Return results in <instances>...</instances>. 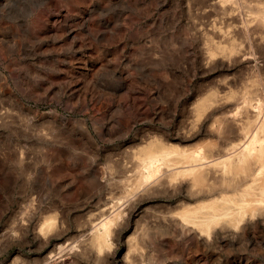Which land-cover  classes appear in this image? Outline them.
I'll list each match as a JSON object with an SVG mask.
<instances>
[{
    "label": "rangeland",
    "instance_id": "374dc122",
    "mask_svg": "<svg viewBox=\"0 0 264 264\" xmlns=\"http://www.w3.org/2000/svg\"><path fill=\"white\" fill-rule=\"evenodd\" d=\"M263 18L264 0H0V264H264L263 204L203 223L264 186V156L235 173L242 139L264 147ZM168 148L205 156V189ZM165 153L179 171L145 184Z\"/></svg>",
    "mask_w": 264,
    "mask_h": 264
},
{
    "label": "bare ground",
    "instance_id": "6f19581e",
    "mask_svg": "<svg viewBox=\"0 0 264 264\" xmlns=\"http://www.w3.org/2000/svg\"><path fill=\"white\" fill-rule=\"evenodd\" d=\"M206 3H207V2H206ZM223 3H224V2H223ZM213 4H214V3H213ZM200 6H201V5H200ZM218 7H219V6H218ZM222 8H223V7H222ZM222 8H220V9H222ZM227 8H228V7H227ZM226 10H227V9H226ZM226 10H222V11H225V12H226ZM219 11H220V10H219ZM222 11H221V12H222ZM215 12H216V11H215ZM225 12H224V13H225ZM219 14H220V13H219ZM216 15H217V14H216ZM223 15H224V14H223ZM208 18H209V17H208ZM219 18H220V17H219ZM231 18H233V17H231ZM259 18H261V17H259ZM238 19H239V18H238ZM261 19H262V18H261ZM263 19H264V18H263ZM257 20H258V19H257ZM237 21H238V20H237ZM258 21H259V20H258ZM259 22H260V21H259ZM260 24H261V22H260ZM255 25H256V24H255ZM256 26H257V25H256ZM257 28H258V27H257ZM261 30H262V29H261ZM261 32H262V31H261ZM246 33H247V32H246ZM257 103H258V101H257ZM199 106H200V105H199ZM205 106H206V105H205ZM208 106H209V105H208ZM206 107H207V106H206ZM250 107H251V106H250ZM200 109H201V108H200ZM198 110H199V108H198ZM202 111H203V110H202ZM251 112H252V111H251ZM203 113H204V111H203ZM232 113H234V112H232ZM249 113H250V112H249ZM192 114H194V112H193ZM260 114H261V112H260ZM258 116H259V114H258ZM261 116H262V115H261ZM192 117H193V116H192ZM193 122H194V121H193ZM220 123H221V122H220ZM220 123H219V124H220ZM243 124H244V123H243ZM263 124H264V123H263ZM190 125H191V124H190ZM220 125H222V124H220ZM251 126H252V125H251ZM219 127H220V126H219ZM246 127H247V126H246ZM253 127H254V126H253ZM262 127H263V126H262ZM262 127H261V128H262ZM221 128H222V127H221ZM217 129H218V128H217ZM224 129H225V127H224ZM255 131H256V130H255ZM246 132H247V131H246ZM250 132H251V131H250ZM257 132H258V131H257ZM259 132H260V131H259ZM259 132H258V133H259ZM243 133H244V131H243ZM255 133H256V132H255ZM255 133H254V134H255ZM260 133H263V132H262V129H261V132H260ZM226 134H227V133H226ZM240 135H242V133H241ZM244 135H245V134H244ZM257 135H258V134H257ZM242 136H243V135H242ZM249 136H250V135H248V137H249ZM244 137H245V136H244ZM244 137H243V138H244ZM259 137H260V135H259ZM161 138H162V137H161ZM239 138H240V137H239ZM249 138H250V137H249ZM249 138H248V139H249ZM260 138H261V137H260ZM245 139L247 140L246 137H245ZM245 139H242V140L245 141ZM261 139H262V138H261ZM161 140H162V139H161ZM244 141H243V144H241V146H242L241 149H242V150L240 149L241 151H240L239 153H237V154H238V155H237V160H238V161H236V160H235V161L238 162L240 165H242V163L245 164V165H244L243 167H241V166L238 164L239 167L237 168L236 171L234 170L235 173H236L238 170H239V171H245V172L249 170V171L252 172V173H251V174H252L251 176H253L254 178H256V175H258V174H260V173H261V176H262V175L264 174V173H263V171H264V162H263V161H262V163H261L262 166H260V167H259V166H256V167H258V168H261V167H262V168H261L262 171L259 170V169H257L259 172L256 171V170L254 169L255 166H253V167H254V168H253L254 170H253V169L250 170V169H251V161H252L251 158H254V159L256 160L255 163L257 164V161L260 163V162H261V158L264 156V149H263L264 147H261V146H260L259 149H258V148H257V149L255 148V146H256L255 144H257V145L259 146L260 142H262V141L259 140V144L257 143V142H258V139H257V137H256V134H255L254 136H252V138H251L249 141H246V142H244ZM166 144H167V143H166ZM258 146H257V147H258ZM220 147H221V146H220ZM227 147H228V146H227ZM172 148H173V147H172ZM172 148H171V150H172ZM179 148H180V147H179ZM222 148H223V147H222ZM173 149H176V148H173ZM177 149H178V148H177ZM180 149H181V148H180ZM192 149H193V148H192ZM213 149H214V148H213ZM168 150L170 151V148H168ZM178 150H179V149H178ZM178 150H176V151L173 150V151L177 153L176 156H179V154H180V157L182 158L181 161H180V165H181V164L183 165V167H181V168L184 170L183 172H185L184 175H185V174H186V175H189V174L192 175V174H193V175H194V176H193L194 179L199 180V182L201 183V181L205 178V177H204L203 179H201V178H202V175L205 174V173L203 172V171H204L203 168L206 167V164H207V163L205 164V156H204V155H203V156L199 155V152H198V153L195 152V153H193V154H190V152H188L189 154H187V152L184 153V152L181 151V152L184 153V154H181V153L178 154V152H177ZM188 150H189V149H188ZM210 150H211V149H210ZM236 150H237V149H236ZM146 151H147V150H146ZM169 151H168V152H169ZM173 151H170V154L173 153ZM190 151H191V150H190ZM199 151H200V150H199ZM229 151H230V150H229ZM237 151H238V150H237ZM166 152H167V151H166ZM179 152H180V150H179ZM204 152H205V150H204ZM204 152H203V153H204ZM221 152H222V151H221ZM233 152H235V151H233ZM156 153H157V151H156ZM176 153H175V154H176ZM227 153H228V152H225V155H226ZM230 153H231V152H230ZM166 154H167V153H165V155H163V156H156L155 154H152V155H150L146 160H144V162H142V164H141V162H140L139 164H141V166H140V165H139V166H140L141 168L138 167V169L141 171V178H142V179H141V178H139V179H140V180H144V182H145V184H146V183H151V181H153V180L155 181L158 177H161V176H159V175H158V177H156L157 174H158L160 171H161L160 173L163 172L162 174H165L167 171L164 172V171H162L161 169H162V168H165L164 166H166V168L168 169L169 166H170V164H169V163H170V159L167 158L168 155H166ZM196 154H197V155H196ZM200 154H201V152H200ZM206 154H207V153H206ZM219 154L221 155V153H219ZM231 154H234V153H231ZM231 154H229L228 156H230ZM222 155H224V154L222 153ZM170 157H171V156H170ZM211 157H212V156H211ZM214 157L216 158V157H218V156L214 155ZM214 157H213V159H214ZM222 157H223V156H222ZM224 157H226V156H224ZM173 158H174V157H173ZM220 158H221V157H220ZM220 158H219V159L216 158V159L220 160ZM206 159H207V157H206ZM209 159H211V158H209ZM209 159H207V160H209ZM216 159H215V161H218V160H216ZM231 159H232V157H231ZM229 160H230V159H229ZM203 161H204V162H203ZM209 161H210V160H209ZM209 161H208V165H209ZM211 161L213 162L214 160H211ZM226 161H227V160H226ZM206 162H207V161H206ZM159 163H160V164H159ZM214 163H215V162H214ZM214 163H213V164H214ZM217 163H218V162H217ZM252 163H253V162H252ZM171 164H172V163H171ZM210 164H211V163H210ZM213 164H211V165H213ZM221 164H225V163L223 162V163H221ZM221 164H220V165H221ZM256 164H255V165H256ZM261 164H260V165H261ZM182 165H181V166H182ZM215 165H216V164H215ZM215 165H214V166H215ZM217 165H218V164H217ZM238 165H236V166H238ZM162 166H163V167H162ZM178 166H179V165H178ZM178 166H177V167L172 166V167H173V169H174V168H179ZM209 166H210V165H209ZM209 166H208V168H209ZM230 166H231V165H229V167H230ZM211 167H212V166H211ZM211 167H210V169L213 170V172H214V170H215V169H213L214 167H212V168H211ZM166 168H165V169H166ZM184 168H186V169H184ZM215 168H216V167H215ZM221 168H224V167H221ZM165 169H163V170H165ZM182 169H181V170H182ZM205 169H206V168H205ZM210 169H209V170H210ZM217 169H218V168H217ZM225 169H226V168H225ZM225 169L222 170V171H225ZM227 169H228V168H227ZM227 169H226V170H227ZM139 170H138V172H140ZM169 170L172 171L171 169H169ZM169 170H168V171H169ZM211 170H210V171H211ZM127 171H128V170H127ZM170 171H169V172H170ZM173 171H175V170H173ZM173 171H172V173H171V172H170V173L167 172V173L170 175V174H173ZM178 171H179V170L177 169V171H175V173L178 172ZM210 171H209V172H210ZM220 171H221V170H220ZM227 171H228V170H227ZM249 171H248V173H249ZM211 172H212V171H211ZM213 172H212V174H213ZM256 172H258V174H256ZM160 173H159V174H160ZM167 173H166V174H167ZM179 173H182V172H179ZM187 173H188V174H187ZM216 173H217V170H216ZM216 173H215V174H216ZM235 173H234L233 175H235ZM242 173H243V172H242ZM248 173H245V175L248 174ZM162 174H161V175H162ZM166 174H165V175H166ZM209 174H210V173H209ZM236 174H237V173H236ZM137 175L139 176V174H137ZM165 175H164V176H165ZM173 175H174V174H173ZM175 175H176V174H175ZM181 175H182V174H181ZM191 175H190V176H191ZM210 175H211V174H210ZM216 175H217V174H216ZM138 176H137V177H138ZM166 176H167V175H166ZM166 176H165L164 178L162 177L160 180H162V179H165V180H166V179H167ZM171 176H172V175H171ZM178 176H179V175H177V178H178ZM190 176H189V177H190ZM204 176H205V175H204ZM218 176H220V175H218ZM241 176H242V174H241ZM251 176H250L249 181H250L251 179L255 180L254 178H251ZM261 176H258V177H261ZM263 176H264V175H263ZM155 177H156V179H155ZM169 177H170V176H169ZM174 177H175V176H174ZM181 177H182V176H181ZM185 177H186V176H185ZM189 177H188V178H189ZM193 177H192V178H193ZM208 177H209V176H208ZM214 177H215V176H214ZM220 177H221V176H220ZM230 177H231V176H230ZM232 177H235V176H232ZM239 177H240V175H239ZM239 177H238V178H239ZM246 177H247V176H246ZM182 178H183V177H182ZM227 178H228V177H227ZM235 178H236V177H235ZM262 178H264V177H262ZM137 179H138V178H137ZM139 179H138V180H139ZM168 179L170 180V178H168ZM200 179H201V180H200ZM215 179H216V178H215ZM217 179H218V178H217ZM231 179H232V178H231ZM233 179H234V178H233ZM242 179H243V177H242ZM242 179H241V180H242ZM259 179H260V178H259ZM175 180H176V179H175ZM177 180H178V179H177ZM205 180H206V179H205ZM205 180L202 181V184L205 182ZM207 180H208V178H207ZM219 180H220V179H219ZM238 180L240 181V179H238ZM253 180H252L251 185L249 184L250 186H253V185L256 184L257 181H255V184H253ZM257 180H258V179H257ZM260 180H261V179H260ZM262 180H263V179H262ZM181 181H182V179H181ZM186 181H187V180H186ZM189 181H190V180H189ZM220 181H221V182L223 181L222 183H225V182L227 181V179L224 178V180H222V178H221ZM236 181H237V180H236ZM239 181H237V182H239ZM245 181H246V184L249 182V181L247 182V180H245ZM162 182H166V181H163V180H162ZM169 182H170V181H169ZM178 182H179V181H178ZM192 182H193V181H192ZM258 182H260V181L258 180ZM258 182H257V184H259ZM139 183H140V185L143 184V183H141L140 181H139ZM152 183H153V182H152ZM174 183H175V182H174ZM200 183L197 184V182H196V184L194 183V185H195V186H196V185L199 186V185H201ZM205 183H207V182H205ZM213 183H214V184H212L213 187L209 190V193L217 194L218 192H220V191H218V189H217V185H216V184H217V181L215 180V181H213ZM260 183L263 184L262 181H261ZM162 184H163V183H162ZM162 184H161V185H162ZM165 184H167V182H166ZM169 184H170V183H169ZM169 184H168V185H169ZM188 184H189V183H188ZM190 184H191V183H190ZM208 184H209V183H208ZM252 184H253V185H252ZM138 185H139V184H138ZM147 185H148V184H147ZM168 185H167V186H168ZM191 185H192V184H191ZM220 185H221V184H220ZM239 185H240V184H239ZM154 186H155V185H154ZM158 186H159V185H158ZM163 186H164V184H163ZM171 186H172V185H171ZM171 186H170V187H171ZM176 186H177V185H176ZM232 186H235L234 183H233ZM240 186L244 187L245 185L242 184V185H240ZM246 186H247V185H246ZM262 186H263V185H261L260 187H262ZM191 187H192V186H191ZM203 187H205L204 184H203V186H202V189H205V188H206V187H205V188H203ZM208 187H209V186H208ZM223 187H224V186H223ZM257 187H259V186L257 185ZM117 188H118V187H117ZM176 188H177V187H176ZM226 188H227V187H226ZM226 188H224V189L226 190ZM229 188H230V187H228L227 190H229ZM236 188H237V187H236ZM240 188H241V187H240ZM240 188H239L238 190H240ZM250 188H251V187H250ZM137 189H138V188H137ZM142 189L144 190V188H142ZM152 189H154V187H153ZM155 189H156V188H155ZM169 189H170V188H169ZM219 189H220V188H219ZM221 189H222V188H221ZM224 189H223V190H224ZM248 189H249V188H248ZM256 189H258V188H256ZM259 189H260V188H259ZM170 190H171V189H170ZM235 190H236V189H235ZM241 190H242V189H241ZM245 190H246V189H245ZM250 190H251V189H250ZM250 190H248V191H249L250 193H253V192H251ZM252 190H254V189H252ZM141 191H142V190H141ZM156 191H157V190H156ZM203 191H204V190H203ZM205 191H206V190H205ZM233 191H234V190H233ZM242 191H244V189H243ZM248 191L246 190V192H248ZM256 191H258V190H256ZM256 191H255L254 195L256 194ZM158 192H159V191H158ZM180 192H181V191H180ZM238 192H240V191H238ZM258 192H259V191H258ZM176 193H177V192H176ZM204 193H205V192H204ZM207 193H208V192H207ZM221 193H222V192H221ZM229 193H230V192H229ZM229 193H228V196H229ZM231 193H233V192L231 191ZM240 193H242V192H240ZM244 193H245V192H244ZM250 193H249L248 195H250ZM259 193H260V192H259ZM199 194H200V193H199ZM218 194L220 195V193H218ZM222 194H223V196H224L226 193H225V194L222 193ZM222 194H221V195H222ZM233 194L235 195V191H234ZM204 195H205V194H204ZM256 195H258V194H256ZM215 196H216V195H215ZM215 196L213 195V197H215ZM235 196H236V195H235ZM258 196H259V198H257ZM258 196L255 197V198H257V199H255V198L252 199L251 196H249L250 198H248V199H252V202H251V200H250V202H247L246 197H245V200H246V201L242 202L241 204H237V203H233V202H232V203H230V204H229V203H225V204L219 206V205H212L213 202H214V201H212V202H211V203H212V204H211L212 206H211L210 209H209V211H210V212H209V215H207V217L205 218V221L203 222V223H204V226L206 227L207 230H209V232H211V230H210V226H212V224H215V225H216L217 223H218V224L221 223V222H220L221 220H225V219H227V218H228V219H234L235 217L238 218V219H240V220L243 219V218L245 219L246 210H247V209H246V208H247L246 206H247L248 204H250V203H256V204H255V205H256V208H258V207L260 208L259 205H261V209H263L262 206L264 205V186L261 188V195H258ZM202 197H203V196H202ZM205 197H206V196H205ZM208 197H209V196H208ZM217 197H218V195H217ZM229 197H232V195L229 196ZM236 197H237V196H236ZM253 197H254V196H253ZM210 198H211V197H210ZM219 198H220V197L216 198L215 200L217 201V199H219ZM221 198H224V197H221ZM225 198H227V196H225ZM229 199H230V198H229ZM207 200H208V201H211L212 199H211V200L207 199ZM217 202H218V201H217ZM197 203H198V202H197ZM200 203H201V202H200ZM200 203H199V205H201V206L197 205V206H199V208L202 207V205H203L202 203H201V204H200ZM205 203H206V202H205ZM205 203H204V204H205ZM208 203L210 204V202H207L206 204H208ZM214 203H215V202H214ZM257 203H258L259 205H257ZM206 204H205V205H206ZM231 204H232V205H231ZM262 204H263V205H262ZM184 205H185V203H184ZM184 205H183V206H184ZM187 205H188V204H187ZM190 205H192V204H190ZM193 205H194V204H193ZM255 205H253L252 207H255ZM183 206L180 205V207H183ZM208 206H209V205H208ZM180 207L178 206V208H180ZM206 207H207V206H206ZM250 207H251V206H250ZM189 208H190V206H189ZM193 208H196V206H195V207L193 206ZM193 208L191 209L190 213H191L192 211H194ZM202 208L204 209V207H202ZM256 208H255V209H256ZM197 209H198V207H197ZM197 209H196V210H197ZM203 209H202V210H203ZM205 209H207V208H205ZM250 209H251V208H250ZM250 209H249V210H250ZM255 209H254V210H255ZM119 210H120V209H119ZM183 210H184V209H183ZM189 210H190V209H188V211H187L188 214H190V213H189ZM200 210H201V208H200ZM251 210H252V209H251ZM258 210H260V209H258ZM258 210H255L256 213H257ZM174 211H175V210H174ZM255 211H254V212H255ZM260 211H261V210H260ZM182 212H183V211H182ZM182 212H181V213H182ZM187 212H184L183 214L185 215ZM194 212H196V211H194ZM194 212H192V214H193ZM250 212H251V211H250ZM250 212L247 210V213H250ZM262 212H263V210H262ZM262 212H261V213H262ZM251 213H252V212H251ZM263 213H264V212H263ZM263 213H262V215H264ZM177 214H178V213H177ZM183 214H182V215H183ZM175 215H176V214H175ZM178 215H179V214H178ZM184 215H183L182 220L185 221V223L187 224V221H188V220H186V218H184ZM198 215H199V213H198ZM256 215H257V214H255V217H257ZM252 216H253V215H252ZM115 217H116V216H115ZM179 217H180V216H179ZM246 217H247V216H246ZM259 217H260V216H259ZM108 218H109V217H108ZM113 218H114V217H113ZM247 218H248V217H247ZM109 221H110V220H109ZM245 221H246V220H245ZM46 222H47V221H46ZM107 222H108V221H107ZM178 222H179V221H178ZM181 222H182V221H181ZM181 222H180V223H181ZM189 223H190V221H189ZM105 224H106V223H105ZM108 224H112V223L109 222V223H107V225H108ZM114 224H115V223H114ZM169 224H170V223H169ZM192 224H193V223H192ZM194 224H195V223H194ZM194 224H193V225H194ZM218 224H217V226H214V227H215V228H216V227L219 228V225H218ZM236 224H237V223H236ZM99 225H100V224H99ZM196 225H199V224L196 223ZM43 226H44V225H43ZM43 226H42V227H43ZM96 226L98 227V225H96ZM190 226H191V224H190ZM194 226H195V225H194ZM223 226H225V224H223L221 227L224 228ZM235 226H236V225H235ZM239 226H240V225H239ZM239 226H238V227H239ZM100 227H102L101 232H102V230H103L104 233L109 232V229H110V228H109V225L106 226V225H104V223H103V225L100 226ZM225 227H226V226H225ZM236 227H237V226H236ZM108 228H109V229H108ZM112 228H113V227H112ZM107 229H108V231H107ZM191 229H192V228H191ZM234 229H235V228H234ZM194 230H195V229H194ZM212 230H213V229H212ZM92 231H93V230H92ZM111 231H112V229H111ZM200 231H201V230H200ZM200 231H199V232H200ZM206 233H208V232L206 231ZM92 234H93V233H92ZM98 234H99V233H98ZM102 234H103V233H102ZM200 234H201V233H200ZM100 235H101V234H100ZM103 235H104V234H103ZM103 235H101L100 237L102 238ZM105 235H106V234H105ZM105 235H104V236H105ZM107 235H109V233H107ZM201 235H202V234H201ZM96 237H97V236H96ZM98 237H99V236H98ZM94 238H95V237H94ZM101 238H100V239L98 238V240L100 241ZM96 239H97V238H96ZM103 239L105 240V238H103ZM96 242H97V241H96ZM100 242H102V241H100ZM105 242H106V241H105ZM97 243H98V242H97ZM103 243H104V242H103ZM107 244H108V242H107ZM96 245H97V244H96ZM98 245H99V244H98ZM104 245H105V243H104ZM99 247H101V246H99ZM99 251H100V250H99ZM50 257H52V256H49L48 259H50ZM52 258H53V257H52Z\"/></svg>",
    "mask_w": 264,
    "mask_h": 264
}]
</instances>
